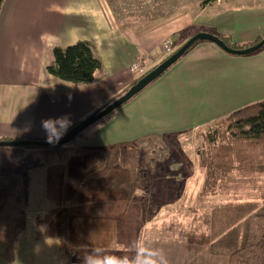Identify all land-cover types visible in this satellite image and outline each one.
<instances>
[{
    "label": "crops",
    "instance_id": "1",
    "mask_svg": "<svg viewBox=\"0 0 264 264\" xmlns=\"http://www.w3.org/2000/svg\"><path fill=\"white\" fill-rule=\"evenodd\" d=\"M127 0H2L0 4V139L2 141L45 142L59 138L88 116L105 107L113 97L135 78L129 67L139 64L144 71L156 66L166 55L165 40L171 50L177 42L193 35L208 33L227 37L231 43L247 46L264 35V0H217L204 3L194 11L173 10L153 15L140 11L136 15L125 8ZM205 1V0H204ZM141 7L142 0H130ZM204 3V4H202ZM188 8V7H187ZM102 24H106L105 29ZM77 42H88L101 60L103 70L88 85L75 86L46 72L51 50ZM246 80L256 75L264 78L262 55L229 56L207 41H199L166 74L159 77L168 88L162 93L185 98L217 94V85L230 84L233 71ZM157 79V81H158ZM264 82V79L262 80ZM242 83V82H241ZM218 93H223L219 91ZM224 94V93H223ZM221 94V95H223ZM219 96V95H218ZM264 96L244 102L223 112L210 111L207 120L197 119L183 130L198 131L212 122L247 105L263 101ZM98 127L90 137L81 135L76 148L130 145L131 140L116 135L119 126L117 111ZM67 117L70 126L63 130L58 124L49 129L42 121ZM89 130V128H88ZM171 135L164 130L163 136ZM144 137V136H141ZM19 148V147H18ZM181 163V162H180ZM40 156L31 151L0 148V169L11 167L25 180L26 231L19 237L15 259L7 264H41L48 258L62 264L63 246L57 217L62 210L64 168L61 163L42 166ZM190 169V167H189ZM182 170V167H181ZM181 172L178 176H181ZM155 190V188L153 189ZM152 190V191H153ZM119 201L112 207L98 204L94 213L78 212L70 217H110L119 220V229L111 248H90L81 243L71 247L65 264H126L127 254L117 245L127 213H144L142 204ZM101 207V209H98ZM75 208L71 207L70 209ZM135 208V209H132ZM69 209V210H70ZM111 209L117 211L111 215ZM68 210V214H69ZM51 212V221L43 222L29 213ZM95 212H100L96 214ZM144 214H139L142 223ZM50 230V232H48ZM165 230V229H164ZM166 231V230H165ZM168 232V231H167ZM169 233V232H168ZM170 234V233H169ZM171 235V234H170ZM144 248L128 264H227L223 256H215L206 247L188 245L173 235L151 237ZM122 247V246H121ZM51 250V255L48 254ZM116 250L117 252H114ZM54 260V262L52 261ZM62 262V263H61ZM45 263V262H44Z\"/></svg>",
    "mask_w": 264,
    "mask_h": 264
},
{
    "label": "trees",
    "instance_id": "2",
    "mask_svg": "<svg viewBox=\"0 0 264 264\" xmlns=\"http://www.w3.org/2000/svg\"><path fill=\"white\" fill-rule=\"evenodd\" d=\"M193 36L180 45L175 44L170 53L164 52L166 55L153 68L146 71L134 70L132 74L136 77L113 99L120 97L121 93H127ZM215 37L233 50H245L264 39L263 35L247 46L237 47L227 37ZM102 70V62L88 42L53 48L51 62L46 66L48 75L75 86L93 83ZM116 111L98 123L105 121ZM83 132L77 137L83 135ZM198 134L200 145L195 150V159L204 174L200 195H225L228 202L210 210L187 209L185 216L190 217V221L185 227L176 218L170 229H181L180 241L206 247L212 255L226 257L227 264H264V100L231 112L205 127L204 131H198ZM62 136L45 142H55ZM68 144L41 147L40 151L41 164L46 166L64 157L66 151L71 150L74 155L72 161H65L62 210L56 223L62 246L67 253L72 246L81 243L90 248L107 250L113 245L119 220L90 216L70 217L68 209L86 202L89 190L106 201L132 200L137 189L149 187L142 161L132 145L68 148ZM81 156L86 157L84 162L79 160ZM243 189L246 190L245 194L240 193ZM24 199V177L11 167L0 169V247L6 252L7 261L13 258L17 237L26 226Z\"/></svg>",
    "mask_w": 264,
    "mask_h": 264
},
{
    "label": "rangeland",
    "instance_id": "3",
    "mask_svg": "<svg viewBox=\"0 0 264 264\" xmlns=\"http://www.w3.org/2000/svg\"><path fill=\"white\" fill-rule=\"evenodd\" d=\"M199 1L203 2L204 0H142V8H140L136 6L135 3H131L130 0H127L125 8L128 9L129 13L132 11V15H134V13L140 15V11L143 14L150 10H152L151 13L153 15H156L157 13L180 9L194 11L199 7V5H197ZM211 1L216 2L217 0ZM105 27H107L106 24H102V28L105 29ZM181 43L183 42H177V45ZM263 51L264 46L250 55H262ZM236 71L237 70L233 71L232 81L235 80L233 83L230 82L229 84L225 82L222 85H217L216 96L213 94H205L199 97L185 98L171 95V97L168 98L166 96L167 94H163L162 92L168 89L170 95V93L174 91L170 90L165 82H159L160 79H158V81L154 82L151 86L117 110L119 126L115 127L116 135L121 134V136H124L123 138L132 141L130 145L136 148L140 156L146 182L149 186L137 189L132 200L127 201L132 202L131 205L133 206L139 204L144 205L145 211L144 213L137 211V217H135V213L133 212L129 211L127 213L126 222L122 227V236L117 243V245L122 246H120L119 249L127 254L126 264L136 260L135 256L140 251L142 243V248H144L145 251L146 244L152 241L151 237H154V240H156L158 236L160 237L159 239H163V236L169 237L173 235V237L179 239L181 229L174 231L170 229V225L174 219L178 218L179 220L177 221H180V224L185 227L190 221V217L185 216L188 211L187 209L210 210L228 202L225 195L209 197H202L200 195L204 174L197 165L195 150L200 145L198 131H204L205 127L195 132H191L190 130H177H183L185 127L191 126L197 119L207 120L211 118L213 115H210V111L216 113L223 112L227 109L241 106L244 102L264 96V82H262L264 78L261 80V76L256 75L253 80H246L241 77L239 73L237 77ZM221 90L224 94L218 93ZM125 93H121L120 97H116L117 99H112L110 103L96 112L95 115L124 96ZM173 95H176V92H174ZM113 117L112 115L111 119H113ZM100 125L103 124L85 130L83 135H85V137H90V134L99 129L98 127H102ZM164 130L169 131L171 135L168 134L163 136ZM78 139L79 138L76 137L73 141L69 142L67 147L74 148ZM12 149H18V151L28 150L39 156L42 150L41 147L33 146L12 147ZM85 158V156H81L79 160L84 162L86 160ZM73 159L74 155L72 151L69 150L65 152L64 157L52 163L55 164L58 162L63 165V182L66 166L65 161H72ZM42 166L45 167L46 165ZM181 172H183V174L178 176ZM154 188L155 190H153ZM240 193L245 194L246 190L243 189ZM118 202L119 201H106L102 197L95 195L94 191L89 190L87 191L86 202L74 206L75 208L70 210L68 209L69 215L78 212L94 213L95 209L99 206L98 204L112 207ZM98 209H101V207ZM95 213L99 214L100 212ZM116 213L117 211L115 209H111V215ZM53 214L54 213L51 212L29 213L28 219L30 222L33 218L48 222L52 220L50 218H52ZM139 214H144L142 223L139 220ZM25 231L26 226L23 232L17 237L16 249L18 239ZM48 232H50V230H48ZM190 245L197 246L193 244ZM16 249L13 258L8 262L14 261ZM114 252L117 251L114 250ZM47 255H51V250L48 249ZM63 257L64 260H62L63 263H61L65 264L69 260V252L67 253L64 251ZM52 261L54 262V260ZM59 262L60 260L57 262L55 261L56 264H59ZM0 264H7V254L1 247ZM17 264L22 263L18 261ZM41 264L52 263L47 256V259L41 261Z\"/></svg>",
    "mask_w": 264,
    "mask_h": 264
},
{
    "label": "water",
    "instance_id": "4",
    "mask_svg": "<svg viewBox=\"0 0 264 264\" xmlns=\"http://www.w3.org/2000/svg\"><path fill=\"white\" fill-rule=\"evenodd\" d=\"M2 0H0L1 4ZM199 41L210 42L222 51L237 56L250 55L264 46V39H262L258 44L247 48L245 50H233L227 47L221 40L217 37L208 33H199L194 35L189 41H187L182 47H180L174 54H172L165 62L158 66L155 70L150 72L146 77L140 80L135 86H133L124 96L116 100L111 105L107 106L98 114H94L91 117L88 116L77 125L72 127L67 133H65L59 140L55 142H39V141H0V148H11V147H59L68 144L73 141L79 134L84 130L99 122L101 119L110 115L112 112L116 111L122 105L126 104L130 99H132L136 94L145 89L152 82L157 80L162 76L172 65H174L185 53L186 51L195 43Z\"/></svg>",
    "mask_w": 264,
    "mask_h": 264
},
{
    "label": "clouds",
    "instance_id": "5",
    "mask_svg": "<svg viewBox=\"0 0 264 264\" xmlns=\"http://www.w3.org/2000/svg\"><path fill=\"white\" fill-rule=\"evenodd\" d=\"M53 124H58L63 130H67V128L70 126V121L67 119V117H60L57 118L55 121L52 120H46L42 121V126L45 129H49ZM85 264H88L87 258H85Z\"/></svg>",
    "mask_w": 264,
    "mask_h": 264
},
{
    "label": "built area",
    "instance_id": "6",
    "mask_svg": "<svg viewBox=\"0 0 264 264\" xmlns=\"http://www.w3.org/2000/svg\"><path fill=\"white\" fill-rule=\"evenodd\" d=\"M162 50L165 52V53H170L171 52V48H170V42L169 41H165L163 43V46H162ZM138 69V65L137 64H134L132 63V65L129 67V71L130 72H133L134 70Z\"/></svg>",
    "mask_w": 264,
    "mask_h": 264
},
{
    "label": "flooded vegetation",
    "instance_id": "7",
    "mask_svg": "<svg viewBox=\"0 0 264 264\" xmlns=\"http://www.w3.org/2000/svg\"><path fill=\"white\" fill-rule=\"evenodd\" d=\"M137 65H138V69H140L141 71H144L139 64H137Z\"/></svg>",
    "mask_w": 264,
    "mask_h": 264
}]
</instances>
